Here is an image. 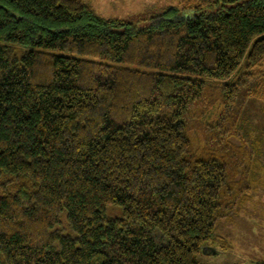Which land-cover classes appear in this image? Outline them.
Here are the masks:
<instances>
[{
  "label": "trees",
  "instance_id": "trees-1",
  "mask_svg": "<svg viewBox=\"0 0 264 264\" xmlns=\"http://www.w3.org/2000/svg\"><path fill=\"white\" fill-rule=\"evenodd\" d=\"M249 98L264 103V0H179L145 24L0 0V264L220 253L264 174Z\"/></svg>",
  "mask_w": 264,
  "mask_h": 264
},
{
  "label": "rangeland",
  "instance_id": "rangeland-1",
  "mask_svg": "<svg viewBox=\"0 0 264 264\" xmlns=\"http://www.w3.org/2000/svg\"><path fill=\"white\" fill-rule=\"evenodd\" d=\"M104 17L121 18L126 21L145 24L150 17H155L168 6L178 5L179 0H85ZM189 15L190 11H185ZM151 22V20H150ZM245 106V105H244ZM246 114V115H245ZM241 133L245 136V127L255 123L261 127L262 146L260 159L264 163V103L260 99L249 98L245 106ZM259 190L253 192L250 200L233 222L223 220L219 224L227 245L221 248L220 242L212 243L220 253L202 251L198 257L202 264H258L264 262V174L259 179ZM253 182L252 184H254ZM211 245H209L211 247ZM212 248V249H213Z\"/></svg>",
  "mask_w": 264,
  "mask_h": 264
}]
</instances>
